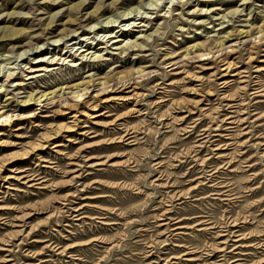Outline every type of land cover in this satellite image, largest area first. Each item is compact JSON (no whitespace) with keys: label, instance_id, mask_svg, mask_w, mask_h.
<instances>
[{"label":"rangeland","instance_id":"374dc122","mask_svg":"<svg viewBox=\"0 0 264 264\" xmlns=\"http://www.w3.org/2000/svg\"><path fill=\"white\" fill-rule=\"evenodd\" d=\"M241 4L0 0L1 76L153 35L0 89V264H264V0ZM71 107L103 116L22 157Z\"/></svg>","mask_w":264,"mask_h":264},{"label":"bare ground","instance_id":"6f19581e","mask_svg":"<svg viewBox=\"0 0 264 264\" xmlns=\"http://www.w3.org/2000/svg\"><path fill=\"white\" fill-rule=\"evenodd\" d=\"M182 1V0H181ZM242 1V4L240 5V7H244L246 4L248 5L249 3H250V1L251 0H241ZM87 2V1H86ZM80 4H82V3H80ZM83 5V4H82ZM80 6V5H79ZM78 6V7H79ZM151 6V5H150ZM81 7V6H80ZM79 7V8H80ZM244 10H239V9H236V10H234L233 12H230V13H228V14H225L224 15V18H230V22L231 21H233L234 20V18H235V16L237 15V16H240L241 15V13L243 12ZM140 13V12H139ZM168 13H170V12H168ZM145 14V13H144ZM140 16V15H139ZM143 16V15H142ZM15 17V16H14ZM129 17V16H128ZM137 17V15L133 18V20L134 21H138V19L136 18ZM141 17V16H140ZM139 17V18H140ZM144 17V16H143ZM120 18H122V16L120 17ZM123 19V18H122ZM145 19H148V17H144V18H141V19H139L141 22L137 25V27H139V28H143V27H148V26H146L144 23H145ZM131 20V19H130ZM148 20H151V18L150 19H148ZM134 25H136V24H134ZM136 27V26H135ZM114 28V27H113ZM130 30V29H129ZM129 30H127V32H129ZM126 31V30H125ZM156 32H158V31H156ZM9 32L4 28V29H0V41H4V40H6L7 38H11V39H13L14 38V35L16 34V33H13L12 34V32H10V34H8ZM246 35H248V34H246ZM153 35L151 34V35H146V36H144V38H143V41L141 42V43H137V42H134V43H129V41H127L126 42V34L124 35V33H122L120 36H116V35H111L109 38V40H107V41H101V44H104L106 47H108L109 46V44L111 43L112 45L111 46H117V47H119V49H121L123 52L124 51H126V50H128V49H130V48H132V49H134V48H139V50L141 49V48H144V47H146V45H144V44H146V42H148V40L152 37ZM125 38V40H121L120 38ZM106 38V37H105ZM107 39V38H106ZM140 39H141V37H140ZM105 40V39H104ZM125 42H126V44H125ZM122 44H125L124 46L122 45ZM75 45V44H74ZM78 45H81V47L79 48V49H77L76 50V52L75 53H72V51H74V49H71L70 51H67L66 53H63V55H62V53H58V55H62V56H60V58L59 59H57V57H54L53 58V56L50 58V59H48V60H40V61H38V65H32L31 67H29L28 69H27V71H28V74H26L24 77H27V80H31V79H33L34 77H33V75H36V74H38L39 72H46V73H49V72H52L51 70H49L52 66H54V65H58V64H60L61 63V65H63V64H68L67 63V59L68 58H74V59H80L79 57H81V60H84V59H86L87 60V58H88V56H90L91 55V57L92 56H94L95 58H97V59H100V58H102V56L101 55H97L96 53L99 51V50H102V49H104V48H106V47H104V46H101V47H94V48H91V47H88V46H86V47H84V46H82V44L81 43H79ZM98 45H100V43L99 44H97V46ZM142 45H144L143 47H142ZM83 48H86V50H84ZM107 49V48H106ZM92 50H96L94 53L92 52ZM98 50V51H97ZM80 51V52H79ZM89 51H91V52H89ZM106 51V50H105ZM54 52H55V50H54ZM67 55H69V56H67ZM63 56H66L65 58H63ZM47 57V56H46ZM249 59V58H248ZM85 60V61H86ZM224 62V64H222V66L224 67L223 68V70L222 71H224V72H226V73H228L229 71H231L232 69H233V67L235 66V63L234 62H225V61H223ZM222 63V62H221ZM28 65V64H27ZM239 65V64H238ZM221 66V67H222ZM1 67V66H0ZM221 69V68H220ZM10 70L11 69H8V71L7 72H5V74H3V76H1V74H0V82H1V84H0V89H1V91L5 88V86L6 85H8V84H10V83H13L14 81H16L17 79H18V76L19 75H15V73H12V72H10ZM24 70V69H23ZM26 72V71H25ZM25 72H22V76L20 77L19 76V78H21V80H23L24 79V77H23V75H24V73ZM233 72V71H232ZM21 74V73H20ZM237 75V74H236ZM190 76V75H189ZM224 76H226V75H224ZM231 76V75H230ZM203 78V77H202ZM25 80V79H24ZM195 80H199V81H201L202 79H201V77L200 76H196L195 77ZM198 82V81H197ZM203 82V81H202ZM205 82V81H204ZM18 84V83H17ZM243 84V83H242ZM18 86H20V85H18ZM221 87V86H220ZM219 87V88H220ZM39 91V90H38ZM6 92V91H5ZM223 93V92H222ZM53 94H55V92H51V93H48V92H45V91H41V92H39V93H37L35 96L34 95H30L29 96V98L26 100V101H23L25 104H27V106H32V105H34V104H37V106H40V104H42V103H45L46 101H48L49 99H48V97L50 96V95H53ZM74 95L76 96V98L78 99V98H82V96L83 95H80V91H77V92H74ZM134 95V94H133ZM136 95V94H135ZM121 100V99H120ZM8 101V100H7ZM236 101V100H235ZM102 102V101H101ZM107 102H109V101H107ZM103 103H106V101H104ZM39 104V105H38ZM84 104V103H83ZM84 105H88V102H85V104ZM91 105V106H90ZM89 106H90V111L91 112H99L98 111V108H99V104H96V103H93V104H90ZM109 105V104H108ZM77 107V106H76ZM72 109H68L67 111H65L64 113H63V115H65L67 118H66V120L68 121V123L67 124H64V125H61V126H59V127H57L56 129H52V131H51V133L50 134H48V135H44V136H42V138L39 140V142L37 143V144H32L30 147H29V150H27L25 153H23V154H21V156L22 157H24V158H27L28 156H29V154H33L34 152H37V151H40V150H43L44 148H46V145L49 143V142H51V141H54L58 136H60V134L61 133H73V132H75L77 129L76 128H78L79 129V124H80V119H81V117L83 116V117H86V115H88L89 117H92V118H99L100 116H103V114H95V116H92V114H88V113H84V110L82 111V112H79V110L78 109H75V107L73 108V107H71ZM2 111V110H1ZM10 116L7 114V115H5L4 113H0V128H5V127H9V129L11 128H13L14 127V125L12 124L11 125V119L12 118H9ZM81 121H83V120H81ZM53 127V126H52ZM55 127V126H54ZM16 130H20V128L19 129H16ZM81 135H84V133L82 134L81 133ZM1 136H3V134L2 133H0V139H1ZM69 141L71 140V139H68ZM71 142V141H70ZM53 144V143H52ZM1 166V165H0ZM15 180V179H14ZM18 180V179H17ZM226 231V230H225Z\"/></svg>","mask_w":264,"mask_h":264}]
</instances>
